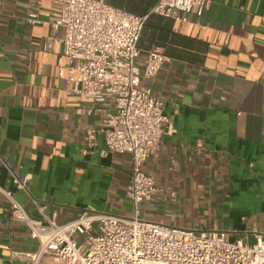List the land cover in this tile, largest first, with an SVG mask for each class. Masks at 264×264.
I'll return each instance as SVG.
<instances>
[{"label": "crops", "instance_id": "crops-1", "mask_svg": "<svg viewBox=\"0 0 264 264\" xmlns=\"http://www.w3.org/2000/svg\"><path fill=\"white\" fill-rule=\"evenodd\" d=\"M30 1L0 0V185L15 188L14 175H27L16 198L36 219L34 199L58 224L88 209L130 217L132 156L106 151L105 112L89 113L100 106L67 93L61 46L42 50L52 24L27 22ZM105 1L147 16L140 65L150 48L166 55L144 81L164 99L170 123L144 164L159 190L141 215L254 242L264 232V0H212L184 22L152 13L158 0ZM59 9L45 0L44 18ZM37 248L0 191V264H32Z\"/></svg>", "mask_w": 264, "mask_h": 264}, {"label": "built area", "instance_id": "built-area-1", "mask_svg": "<svg viewBox=\"0 0 264 264\" xmlns=\"http://www.w3.org/2000/svg\"><path fill=\"white\" fill-rule=\"evenodd\" d=\"M59 6L55 19L44 16L45 0H31L26 20L30 25L51 22L52 33L42 46L55 52L61 46L58 72L66 77L68 94H76L104 111L99 129L106 151L130 153L132 168L127 196L132 216L84 210L74 219L58 224L48 214V204L34 199L42 218H33L16 198L27 190L29 177L14 175L15 188L0 185L12 219L24 222L38 241L28 254L32 264H264V232L255 241L228 240L225 230H203L166 225L141 218L140 204L152 201L159 190L144 164L160 143L170 118L164 99L144 83L155 77L166 55L159 47L147 50L138 63V45L147 16L105 0H50ZM212 0H158L152 13L187 21L202 16ZM201 26L199 25L198 30ZM95 144L96 131H87Z\"/></svg>", "mask_w": 264, "mask_h": 264}, {"label": "rangeland", "instance_id": "rangeland-1", "mask_svg": "<svg viewBox=\"0 0 264 264\" xmlns=\"http://www.w3.org/2000/svg\"><path fill=\"white\" fill-rule=\"evenodd\" d=\"M141 218H144L143 215H141ZM146 220L152 221V220H150V219H146ZM228 240H231V239H228ZM231 241H232V240H231Z\"/></svg>", "mask_w": 264, "mask_h": 264}]
</instances>
